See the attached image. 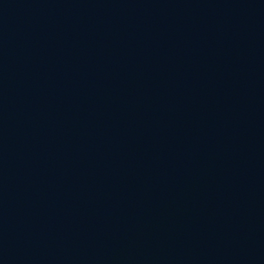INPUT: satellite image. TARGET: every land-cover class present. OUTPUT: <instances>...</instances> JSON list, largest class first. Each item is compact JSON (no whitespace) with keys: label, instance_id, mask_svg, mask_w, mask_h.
<instances>
[{"label":"water","instance_id":"water-1","mask_svg":"<svg viewBox=\"0 0 264 264\" xmlns=\"http://www.w3.org/2000/svg\"><path fill=\"white\" fill-rule=\"evenodd\" d=\"M0 264H264V0H0Z\"/></svg>","mask_w":264,"mask_h":264}]
</instances>
